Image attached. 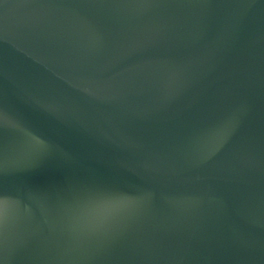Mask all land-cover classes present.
<instances>
[{
	"label": "water",
	"instance_id": "1",
	"mask_svg": "<svg viewBox=\"0 0 264 264\" xmlns=\"http://www.w3.org/2000/svg\"><path fill=\"white\" fill-rule=\"evenodd\" d=\"M0 264H264V0H0Z\"/></svg>",
	"mask_w": 264,
	"mask_h": 264
}]
</instances>
